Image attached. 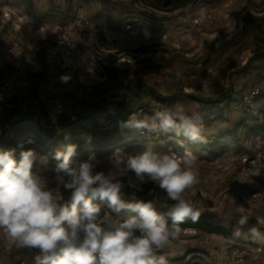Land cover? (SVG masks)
I'll use <instances>...</instances> for the list:
<instances>
[{
    "label": "rangeland",
    "instance_id": "1",
    "mask_svg": "<svg viewBox=\"0 0 264 264\" xmlns=\"http://www.w3.org/2000/svg\"><path fill=\"white\" fill-rule=\"evenodd\" d=\"M170 1L0 0V130L6 129L4 142L11 140L25 150L47 156V163L37 161L34 170L48 176L50 185H54L55 152L74 140L92 143L80 159L101 156L98 148L115 145L122 136L129 142V153L149 144L164 153H182L187 148L197 156L199 183L187 190L186 197L199 212L211 214L215 223L231 227L233 233L241 215L249 219L240 229L242 235L232 234L230 239L186 229L162 249L164 256L182 257L196 251L186 261L195 255L203 264H264V241L246 235L252 227L264 234V227L256 222L257 216H264V175L248 182L247 173L257 155L264 157V130H252V121H242L247 112H258L260 101L251 106L223 103L217 107L189 97L216 98L232 91L234 99H241L261 86L264 54L257 52H264V0H237L228 20L203 27L193 26L194 16L219 10L225 0L191 1L180 8H174ZM81 21L90 22L91 28L101 32L90 39L80 38L78 32L85 28L78 26ZM59 25L71 36V52L63 33L57 30ZM74 25L78 29L70 27ZM16 44L21 48L16 49ZM65 54H75V67H68L69 58L66 63L62 58ZM107 55L117 61H106ZM55 62H63L68 69L62 74L70 77L67 83L59 78L46 83L33 76L44 64ZM105 66L118 68V78L106 76ZM156 95L177 96L166 106L180 101L189 112L198 113L206 128L205 140L176 149L168 141L186 138L171 132L165 135L169 137L154 134L153 138L139 139L141 130L133 128L103 131L100 128L109 120L106 115L71 124L80 114H92L98 103L112 107L122 102L130 104L131 110ZM38 102L44 106L42 126L57 128L44 145L36 141L44 134L36 119L17 124L7 120L14 118L13 108L20 116ZM61 121L70 125L58 129ZM108 167L107 162L101 163L97 171H107ZM129 178L135 179V174L122 178L126 197L133 191L127 187ZM142 187L137 196L156 199L159 209V199L166 196L164 190L151 182ZM234 246L249 247L253 254L233 263L229 256ZM259 246L262 252H258ZM37 254V250L20 247L0 232V264H35Z\"/></svg>",
    "mask_w": 264,
    "mask_h": 264
},
{
    "label": "clouds",
    "instance_id": "2",
    "mask_svg": "<svg viewBox=\"0 0 264 264\" xmlns=\"http://www.w3.org/2000/svg\"><path fill=\"white\" fill-rule=\"evenodd\" d=\"M67 83L69 76H62ZM154 115L133 113L124 127L159 135L174 133L192 142H203L202 118L177 101L170 106L153 102ZM76 157V145L67 144L55 152L54 185L34 170L37 161L47 163L34 149L0 148V232L20 247L37 250L35 264H169L157 255L170 240L177 239L186 220L195 222L199 210L186 192L199 183L197 156L185 148L158 152L149 144L141 151L117 149L107 157V171H97L95 154L85 160ZM130 172L127 195L123 177ZM251 177L264 175V157L257 155L247 170ZM166 193L159 209L156 199L137 196L145 183ZM68 193V195H65ZM151 190L149 195H151ZM171 202V203H169ZM162 209V210H160ZM248 216L236 221L234 236L248 223ZM256 222L264 227V216ZM246 235L264 241L258 228Z\"/></svg>",
    "mask_w": 264,
    "mask_h": 264
},
{
    "label": "trees",
    "instance_id": "3",
    "mask_svg": "<svg viewBox=\"0 0 264 264\" xmlns=\"http://www.w3.org/2000/svg\"><path fill=\"white\" fill-rule=\"evenodd\" d=\"M191 1H197V0H171L169 2V4H172L174 6V8H180L186 4H188ZM180 2V3H179ZM258 54H264V52H257ZM106 61H110V62H116L117 58L113 55H107L105 57ZM106 69V76H110L111 78H118V71L119 69L116 67H109V66H105ZM66 70H68L63 62H55V63H46L43 65L42 69L36 73L33 74L34 77H36L38 80L40 81H44L46 83H49L51 81V79L53 78H61L62 74L64 72H66ZM71 81H73V79H71ZM131 96H129L128 101L131 103ZM191 99H193L194 101H198L200 103H205V104H209V105H214L217 107H220L223 103H226L227 106L229 105H238V106H251L252 103L248 104V103H244L243 98L244 96L241 97V99H234L233 98V93L231 92H227L224 93L216 98H202L200 96H196V95H190L189 96ZM177 98V96H170L169 98L167 97H163L160 95H156V97L151 98L148 103L143 104L142 106H139L135 109H128V106L130 104H122V102H119L116 104V106H112V107H108L107 105H104L102 103H98L95 106H93L95 109L92 112V114H80L77 116V118L75 119V121H72L71 124L74 123H82L83 121L89 119L90 117H98V116H102V115H106L107 117H109L108 121L114 122L117 124V126L113 129V130H122L124 128V122L127 121L129 119V117L133 114V113H137L140 110H142V114H146L149 113L151 116L154 115V112L151 110V100L152 99H159L161 101H163L166 105L168 102L173 101ZM122 100V99H121ZM255 100L260 101V107L258 112L256 113L255 111H251V112H247L246 115L243 117L242 121L244 123L246 122H253V127L252 130H259L262 131L264 130V122L262 123L261 120L264 119V89L261 90V92L254 98V100L252 102H254ZM44 106L41 102H38V104L33 105V106H29V108L23 112L22 114H20V116H18V111L17 109L13 108V112L11 115L14 116V118H7L8 121H10L11 123H26L28 121H32L34 119H36L37 121V125L38 127L44 132V134L42 136H39L37 138L36 141L39 142L40 145H44L46 143V141L49 138V135H55V133L57 132V128H44L41 124V119H42V114L44 113V109H42ZM13 119V120H12ZM7 126H10L9 123L6 124ZM70 125V122H59L58 124V129H66L68 126ZM101 129V128H100ZM102 130V129H101ZM3 134L2 137L0 138V148H4V149H8V148H15L16 149V154L17 157H19V152L21 151V147L17 146L13 141H9V142H4L5 140V131L6 129H3ZM103 131H110V130H103ZM167 133H161L158 136H165ZM154 134L149 133L146 130H141L140 134H139V139H150L153 138ZM165 137H169V136H165ZM167 139V138H166ZM172 139V138H171ZM169 144L174 145V147H176V149H183L185 148V146H193L194 143L192 141H189L187 139H183L181 137L179 138H173L172 140L168 141ZM67 144H74L76 145V159H78L79 155L81 153H85L86 155L88 154L89 151V145H91L92 143L89 141H84V140H74L73 142L67 143ZM67 144H64L63 147ZM25 145H29V144H25ZM89 146V147H88ZM129 146V142H126L125 137H121L118 140L117 144H110L109 146L103 147V148H98V150H100L102 153V155L104 154H109L111 152H115L117 149H128ZM23 150H25L23 148ZM68 195V194H66ZM189 228H194L197 230H201L203 232L206 233H211V234H218L221 236H224L228 239H230L232 237L233 234V230L231 227H226L224 225L221 224H217L214 221L213 216H211V214L207 213V212H199V217L198 219L193 222L191 219L186 220L182 225H180V229L181 232L180 234ZM194 254L196 253V251L194 252H190L189 254H186L182 257H166L169 260V263H176V264H203L195 255L192 256L188 261H186L188 255L190 254ZM157 255H164L163 250H158Z\"/></svg>",
    "mask_w": 264,
    "mask_h": 264
},
{
    "label": "built area",
    "instance_id": "4",
    "mask_svg": "<svg viewBox=\"0 0 264 264\" xmlns=\"http://www.w3.org/2000/svg\"><path fill=\"white\" fill-rule=\"evenodd\" d=\"M237 0H225L222 4V7L219 10H216L214 12H207V13H201V14H197L196 16H194V18L192 19V23L194 27H203V26H207L210 24L215 23L218 20H228L230 18V8L233 5L234 2H236ZM82 24V26H84L85 28L80 30L78 32V35L80 38L83 39H90L92 37H94L95 34L101 32L100 28H91L90 22H84L81 21L78 26H80ZM75 29H78L76 27V25L74 26H70ZM57 30L59 31V33H63V39L64 41L67 43V45L71 46L69 48V52H71V50L73 49V41L71 39V36L68 35V33L64 32V27L63 25H59L57 27ZM16 49L21 48L19 46V44H16ZM63 60L65 61V63L67 62V58H69V62L68 63V67L69 68H73L76 66L77 63H74V61H76V56L75 54H65L62 56ZM264 89V77L262 79V84L261 86H255L250 93H248L247 95L244 96L243 101L244 103H252V101L254 100V98L261 92V90ZM151 110L153 111L152 107H153V102H158L160 105L162 106H166V104L159 100V99H152L151 101ZM140 113H142V110L139 111ZM117 126L116 123L111 122V121H107L106 126L102 127V130H113L115 127ZM3 131L0 130V138L2 137ZM153 134V133H152ZM123 152L125 153H129L128 149L123 148L122 149ZM114 152H111L109 154H104L101 155L99 157H96L98 161H100L99 164L107 162L106 158L111 156ZM89 156H86L85 158H79L78 160H85L87 159ZM248 159H246L247 161ZM98 164V165H99ZM45 176V175H42ZM48 178V176H45ZM263 251V247H258V252H262ZM253 254V251L246 246H234L233 248H231L230 250V256H229V260L233 263H236L237 261L242 260L243 258L249 257L250 255Z\"/></svg>",
    "mask_w": 264,
    "mask_h": 264
}]
</instances>
